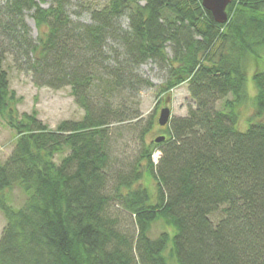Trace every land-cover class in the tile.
<instances>
[{"label":"trees","instance_id":"trees-1","mask_svg":"<svg viewBox=\"0 0 264 264\" xmlns=\"http://www.w3.org/2000/svg\"><path fill=\"white\" fill-rule=\"evenodd\" d=\"M50 1L0 8V113L16 133L0 162V264H264V70L253 75L255 112L239 127L248 64L264 50V0H231L225 24L202 0H109L89 9V23L73 21L69 0ZM32 11L38 42L25 21ZM9 53L37 87L70 86L83 119L53 130L36 112L19 116L4 69ZM107 54L113 65L102 61ZM149 61L168 72L161 94L187 83L195 106L173 117L165 140L144 147L128 171L111 173L109 119H127L91 94L102 71L119 89ZM15 187L26 195L19 209L4 196ZM113 203L134 218L136 235L121 228ZM158 221L174 234L151 238Z\"/></svg>","mask_w":264,"mask_h":264},{"label":"rangeland","instance_id":"rangeland-1","mask_svg":"<svg viewBox=\"0 0 264 264\" xmlns=\"http://www.w3.org/2000/svg\"><path fill=\"white\" fill-rule=\"evenodd\" d=\"M44 8L51 4L50 0H36ZM8 0H0L2 8ZM109 3V0H69L67 10L70 17L75 22H91L90 8H101ZM144 4V3H141ZM33 11L27 12L25 21L30 27V37L38 42L39 31L33 19ZM121 27H128L127 14L120 20ZM121 51V50H120ZM169 55L172 56L170 48ZM114 55L107 54L103 58L105 65H113ZM4 69L8 73L11 90L15 91L19 99L16 109L19 116L33 112L37 113L38 119L46 124L50 129L55 130L64 121H80L85 115V111L76 103L72 95L70 86L59 90L49 87H37L34 84L31 73L21 69L14 60L12 54H8L4 61ZM257 70H264V50L260 52L258 62L254 60L248 64V103L241 108L240 129L246 130L248 121L255 112L256 87L253 75ZM132 73V72H131ZM130 74V73H129ZM95 90L91 94L93 101L99 105H109L117 112L119 117H126V121L116 122L114 116L110 117L108 126L110 131L109 153L111 173L121 170H129L140 158L144 147L156 144L155 140L160 136H167L166 127L158 124L160 112L163 108L171 109L173 117H187L190 109L195 106L190 97L188 84H183L168 94H161L160 88L168 79V72L165 68L149 61L136 69L134 77L128 78V82L121 88L116 89L113 82L108 79L102 71L98 75ZM223 101L217 103V108L221 109ZM140 116L138 124L131 118ZM152 123V128L150 127ZM146 129H149L146 131ZM16 143V133L8 126L7 121L0 113V162H5L11 155ZM160 150V149H159ZM162 156L160 155V158ZM159 158V159H160ZM59 162L60 158L56 159ZM155 163V162H154ZM157 164V163H155ZM143 184L153 192V179L146 178ZM114 185L111 184L109 192H113ZM4 196L14 209H19L24 205L26 195L20 187H15L11 191H5ZM112 214L120 221L121 228L131 235L137 234V227L134 218L130 216L119 204L113 203ZM6 225L4 214L0 211V237ZM163 232L174 234V229L164 222L158 221L150 231V237L158 238ZM171 235V236H172Z\"/></svg>","mask_w":264,"mask_h":264},{"label":"water","instance_id":"water-1","mask_svg":"<svg viewBox=\"0 0 264 264\" xmlns=\"http://www.w3.org/2000/svg\"><path fill=\"white\" fill-rule=\"evenodd\" d=\"M231 0H202V5L204 9L209 11L215 21L219 24H225L228 22V13L227 8ZM172 120V112L171 109L165 107L160 112V117L158 120V124L161 127H166L170 124ZM165 140L164 136H161L155 140L156 143H161Z\"/></svg>","mask_w":264,"mask_h":264},{"label":"built area","instance_id":"built-area-1","mask_svg":"<svg viewBox=\"0 0 264 264\" xmlns=\"http://www.w3.org/2000/svg\"><path fill=\"white\" fill-rule=\"evenodd\" d=\"M161 152L160 151H156L153 155V162L158 163L159 162V158H160ZM162 156V155H161Z\"/></svg>","mask_w":264,"mask_h":264}]
</instances>
